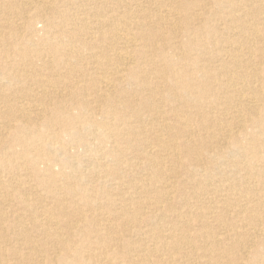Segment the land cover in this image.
<instances>
[{"label":"bare ground","instance_id":"6f19581e","mask_svg":"<svg viewBox=\"0 0 264 264\" xmlns=\"http://www.w3.org/2000/svg\"><path fill=\"white\" fill-rule=\"evenodd\" d=\"M0 264H264V0H0Z\"/></svg>","mask_w":264,"mask_h":264}]
</instances>
